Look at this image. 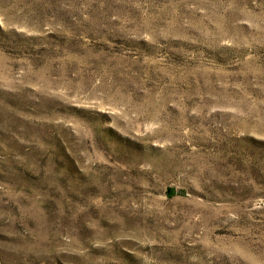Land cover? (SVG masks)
<instances>
[{"label":"rangeland","instance_id":"obj_1","mask_svg":"<svg viewBox=\"0 0 264 264\" xmlns=\"http://www.w3.org/2000/svg\"><path fill=\"white\" fill-rule=\"evenodd\" d=\"M0 264H264V0H0Z\"/></svg>","mask_w":264,"mask_h":264}]
</instances>
